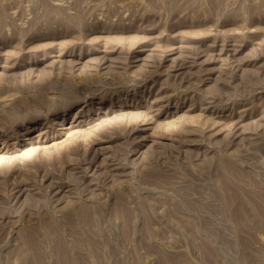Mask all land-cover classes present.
Returning a JSON list of instances; mask_svg holds the SVG:
<instances>
[{
  "label": "rangeland",
  "instance_id": "obj_1",
  "mask_svg": "<svg viewBox=\"0 0 264 264\" xmlns=\"http://www.w3.org/2000/svg\"><path fill=\"white\" fill-rule=\"evenodd\" d=\"M0 264H264V0H0Z\"/></svg>",
  "mask_w": 264,
  "mask_h": 264
}]
</instances>
